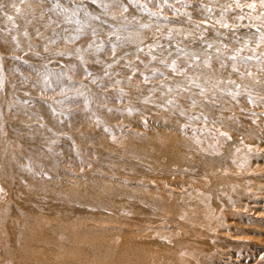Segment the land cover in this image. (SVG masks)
Returning <instances> with one entry per match:
<instances>
[{
  "label": "rangeland",
  "instance_id": "obj_1",
  "mask_svg": "<svg viewBox=\"0 0 264 264\" xmlns=\"http://www.w3.org/2000/svg\"><path fill=\"white\" fill-rule=\"evenodd\" d=\"M204 10L206 16L189 0H0V45L11 37L14 45L29 43L0 55V264H20L26 256L28 233L23 226L42 227L44 238L48 234L47 245L40 241L29 247L48 260L59 253L82 252L90 263V254L106 250L110 236L105 231L117 219L112 211L119 206L108 208L109 196L103 204L107 207L92 212L78 198L90 193L104 199L142 163L149 170L146 160L169 159L157 148L168 149V124L173 122L165 104L186 86L182 92L170 86L173 65L181 69V40L190 35L188 45L203 43L211 53L210 65L225 73L247 63L227 47L264 48V29L249 26L264 28L263 16L254 21L249 13L233 12L220 25L228 32L234 28L228 42L223 34L211 36L215 31L209 29V37L198 35L191 19L209 23V14L215 12L213 7ZM244 77L246 84L264 90V77ZM197 93V105L183 107L189 111L178 115L186 116L180 122L198 127L199 136L206 126L212 133L203 141L193 139V145L201 156L224 157L232 172H247L259 182L264 178V91L227 100L209 85ZM232 109L235 117L220 123L217 113ZM196 116L201 118L192 121ZM238 117L248 121L242 124ZM208 146L216 150L208 152ZM229 148L231 156L226 155ZM256 183L250 192L264 197ZM258 202L251 218L228 233V243L220 244L218 261L264 264V198ZM52 203L56 205L49 208ZM232 218H220L215 228L221 232ZM44 223L47 230H42ZM76 231L80 242H72ZM204 259L203 264H210L212 255L210 262Z\"/></svg>",
  "mask_w": 264,
  "mask_h": 264
},
{
  "label": "bare ground",
  "instance_id": "obj_2",
  "mask_svg": "<svg viewBox=\"0 0 264 264\" xmlns=\"http://www.w3.org/2000/svg\"><path fill=\"white\" fill-rule=\"evenodd\" d=\"M189 1L194 8H200L201 13L205 16V7H213L215 10L209 14L208 19L206 18L209 23L191 19L190 24L198 28V35L205 33L209 37L207 33L209 29L215 31L210 34L211 36L223 34L228 42L232 41L230 33L234 31V28L230 27L233 31L228 32V28L221 29L220 25L233 12L240 16L249 13L254 16V21L256 18L264 17V0ZM120 2L118 1V4ZM176 18L174 17V20ZM262 22L264 23V21ZM249 26L252 30L259 29L262 31L264 29L263 26L255 23ZM239 27L241 28V26ZM189 36L186 35L183 39L181 38L182 40L180 39L184 41L183 43L180 42L183 46L180 61L181 69L179 71L176 64V70L173 71L172 69L173 76L170 80V86L174 91L182 92L185 83L186 86L180 95L165 104L173 122L175 120L178 124L173 122L168 124L170 137L166 152L162 148H157L158 154L161 152L169 159L166 158L164 163L154 158L146 160L151 164L149 170L142 163L143 167L137 173L132 174L131 177H122L118 189L110 191L104 199H97L95 194L90 193H81L84 196L78 198L86 202L84 203L87 205L86 209L92 212L95 211V208L98 209L96 211H100L101 207H107L103 204L105 201L106 203L109 202V196L110 207L108 208H112V205L119 206L118 210L112 211V217L117 219L112 220L111 229L105 231V234L110 236L105 245L106 250L90 254V263L89 258L82 252H77V254L76 252L59 253L48 260L42 252L33 251L29 248L32 247L31 242L34 245L38 242L40 245V241H42V245H47L48 234H46L47 238H44L42 231H40L42 227L37 230L35 227L28 229L27 226H23V229H27L28 234H24L25 231L22 232L26 239L24 242V244L26 243V256L22 258L20 264H203L204 257H206V261L210 262V254L212 255L210 264H223L221 259L217 260L220 244L228 243V233L233 228L236 229V225L239 226L244 220L251 218L254 208L258 210L256 204L264 197L256 198L257 196L252 194L250 189L254 188L255 182H257V188L263 190L260 180L264 178L260 179L259 182L254 178L255 182H253L252 176L247 172H232L227 167L228 162L225 161L224 157L209 160L210 155L204 153V156H201L200 150L193 145L195 143L193 139L203 141L206 139L205 136L211 134L212 131L206 126L205 131L199 136L196 133L199 128L190 125L184 127L186 125L182 124L180 119L185 120L186 116L180 117L178 115L189 111L183 107L197 105V102H194L198 95L197 91L205 85L211 86L213 91L221 96L222 100L228 98L245 99L250 93L264 91L258 84H246L245 81L248 78L244 77L246 73H252L258 78L264 77V48L256 49V47L252 48L248 45L238 48L227 47L225 50H234V54H241L238 58L246 59L247 63L241 66V70L235 69L234 71L231 70L230 73H225L214 65H210L212 61L208 58L211 53L210 50L204 48L203 43L187 44L190 43L187 41ZM24 44L26 45H14L12 37L7 41L2 40L0 55L4 50L17 51L18 46L27 47L29 43L24 41ZM215 50H219V48ZM255 60L259 61L254 62ZM200 77H208V79L203 78L201 80ZM224 84H228V86L225 87ZM221 91L222 95L220 94ZM185 110L187 111L185 112ZM236 113L237 111L234 109L217 113L220 115L218 120L220 123H225L229 116L234 118ZM200 118L201 116H196V119L192 121ZM240 118L238 117V121L242 124L248 121L245 117ZM181 125L182 127L179 128ZM203 125H205L204 122ZM189 127H192L193 131H188L187 128ZM203 143L205 146L209 145ZM207 148L208 152L216 150L210 146ZM226 151L227 156L232 155L230 148ZM244 151H246L245 148ZM252 151L254 153V149ZM240 154L242 153L239 152L238 155ZM206 161H210V163L208 164ZM243 161L245 162V158ZM245 168L246 165L243 169L245 170ZM69 200L73 202L75 199H67V201ZM56 203H52L49 208H54ZM81 205L79 204V206ZM232 216L231 224L221 229V232L215 228V226H219V224L215 225V222L220 218L229 219ZM222 223L223 221H221ZM46 224L44 223L42 230H47ZM223 231L226 233L223 234ZM30 234L33 235L29 237ZM81 239L83 238L79 232L73 233L72 242H80ZM87 242L92 244V240H87ZM11 263L13 262L11 261ZM260 263L262 262L260 261Z\"/></svg>",
  "mask_w": 264,
  "mask_h": 264
},
{
  "label": "snow or ice",
  "instance_id": "obj_3",
  "mask_svg": "<svg viewBox=\"0 0 264 264\" xmlns=\"http://www.w3.org/2000/svg\"><path fill=\"white\" fill-rule=\"evenodd\" d=\"M176 69H175V65H173V71H175Z\"/></svg>",
  "mask_w": 264,
  "mask_h": 264
}]
</instances>
